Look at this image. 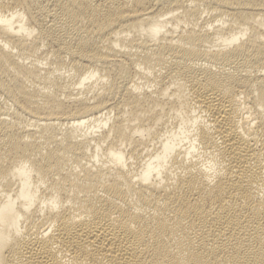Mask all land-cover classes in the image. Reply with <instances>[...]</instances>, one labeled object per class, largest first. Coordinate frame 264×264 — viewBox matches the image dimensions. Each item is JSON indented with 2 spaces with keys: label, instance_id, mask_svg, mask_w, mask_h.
Returning a JSON list of instances; mask_svg holds the SVG:
<instances>
[{
  "label": "bare ground",
  "instance_id": "obj_1",
  "mask_svg": "<svg viewBox=\"0 0 264 264\" xmlns=\"http://www.w3.org/2000/svg\"><path fill=\"white\" fill-rule=\"evenodd\" d=\"M0 264H264V0H0Z\"/></svg>",
  "mask_w": 264,
  "mask_h": 264
}]
</instances>
